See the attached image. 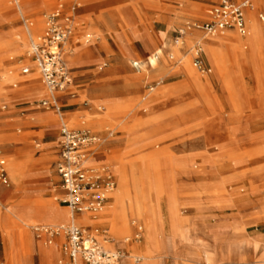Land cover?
<instances>
[{
    "label": "rangeland",
    "instance_id": "374dc122",
    "mask_svg": "<svg viewBox=\"0 0 264 264\" xmlns=\"http://www.w3.org/2000/svg\"><path fill=\"white\" fill-rule=\"evenodd\" d=\"M19 1L0 0V161L7 171L0 189L9 185L0 192V264H74L64 253L70 224L99 229L107 248L128 251L131 264H208L209 242L194 228L219 223L230 229L217 238L227 242L225 264L247 263L256 242L259 257L264 40L262 52L253 48L248 19L244 35L228 29L206 36L198 26L222 0H63L78 4L81 27L67 62L75 78L88 79L76 81L77 97L64 103L59 116L39 106L48 93L30 54L32 40L44 33L47 14L61 0ZM255 6L249 16L264 24V1ZM85 33L93 35L88 43ZM225 36L240 41L223 43ZM132 41L136 54L129 50ZM197 47L208 74L193 65ZM159 48L163 54L153 63ZM79 49L82 58L75 59ZM240 52L248 59H240ZM25 67L30 74H22ZM63 125L100 139L91 162L110 167L117 181L100 212L74 213L61 203ZM122 172L135 178L131 195L142 192L160 211L163 226L152 240L130 210L132 199H125L123 210L117 203ZM51 202L57 217L43 212ZM46 249L51 252L45 256Z\"/></svg>",
    "mask_w": 264,
    "mask_h": 264
},
{
    "label": "built area",
    "instance_id": "2783aa9c",
    "mask_svg": "<svg viewBox=\"0 0 264 264\" xmlns=\"http://www.w3.org/2000/svg\"><path fill=\"white\" fill-rule=\"evenodd\" d=\"M16 1L19 4L20 1ZM77 7V3L70 6L63 0L59 1L46 16L44 33L33 39L31 45L30 58L48 93L39 106L47 111H56L59 116H63L64 103L77 97L78 86L66 60L68 51L74 48L72 41H80ZM255 9V0H222L209 11L211 19L198 28L206 36L222 34L228 29H236L244 35L249 11ZM259 18L264 20V13H260ZM82 38L88 43L93 35L85 33ZM201 55L202 49L197 47L193 65L202 74H208L211 68ZM31 71L30 67H25L22 74L27 75ZM99 140L89 131L70 129L66 125L61 130L57 163L64 190L61 203L74 213L100 212L117 188L116 177L110 167H97L91 162ZM0 179L7 180L5 161H0ZM47 232L53 233L49 229ZM98 233L99 229L70 224L66 228L64 253L72 261L79 260L82 264H122L126 254L107 248L108 239L102 240Z\"/></svg>",
    "mask_w": 264,
    "mask_h": 264
},
{
    "label": "bare ground",
    "instance_id": "6f19581e",
    "mask_svg": "<svg viewBox=\"0 0 264 264\" xmlns=\"http://www.w3.org/2000/svg\"><path fill=\"white\" fill-rule=\"evenodd\" d=\"M255 5L261 6V0H255ZM18 7L21 8V5H19ZM20 10L22 11V9H20ZM249 15H252V13L248 14V16ZM247 19H248V23H249L251 44L253 45L254 49H257V50H259V52H262V43L264 40V24L259 23L256 19L252 18V16H249ZM134 34L138 38V34L136 31H134ZM233 38L235 40H233L231 38V36H225V37L221 38V41L223 43L224 42L229 43V41H231V40L235 41V42L240 41V39L235 37V36ZM201 39H202L201 41L203 42L205 39H207V37H204ZM206 44L208 46L209 42ZM82 51H83V49H79V51L76 52L75 59L76 58L77 59L82 58V56H80ZM159 54H163L162 48H159L156 51V53H154L152 55L151 59H152L153 63H154L155 59L159 58L158 57ZM239 58L243 59V60H247L248 56L244 52H240ZM66 60H67V57H66ZM31 63H34V62L31 60ZM68 66H69V64H68ZM189 70H191V69L189 68V66H187L188 75L189 74L191 75V72H189ZM120 181H121V188L119 189V192L117 194L118 205L122 209V207L125 206L124 205L125 199L127 197L128 198L130 197V199H132V202L130 204V210L134 216L138 217L140 220H143V222H145V224L147 226V230H148V236L152 240L155 232L159 228L161 229V227L163 226V219H162V216L160 214L159 209L157 208V206L151 205L148 202L146 195H144L142 192L136 191L134 193V195H131V193H132L131 191H133L132 188H134V186H135V178L133 176H130L127 173L122 172ZM3 186L4 187L0 189V192L3 190H6L9 187L8 183L6 185L3 184ZM241 199H242V197H240V196L235 198V200H237V201L241 200ZM55 200H57L56 197L54 198L53 201H55ZM56 208L57 207L55 206V203L51 202V205H48L47 208H44L43 212L47 213V215L51 214L52 216L57 217L56 216L57 215L56 214V212H57ZM84 214H87V213H84ZM88 216L89 215H86L85 219L89 220ZM73 220L76 223L78 219L75 216H73ZM198 227H200V228H198ZM198 227L194 228V229L197 232L199 231L200 236L209 242V247H206L204 250V253L206 255V260L209 262L208 264H211L212 262H216V261H218L219 264H225L224 263V254H225L224 250H225V245L227 242L223 241V239H221V241H218L219 239H217V238L220 236H223L225 234H228L230 232V229H228V227H226L223 223L222 224L221 223L216 224L211 228H203V227H201V225ZM62 228H63V226H62ZM119 241L120 242L122 241V236L119 237ZM50 243H52V241ZM260 248L261 247H260L259 242L254 243V245H253V250L255 252L254 257L252 259H250L247 263L241 262V264H263L264 263V260H263L264 259V252L258 257V252L260 251ZM49 252H51V249L42 250V254L45 256L48 255ZM130 258H131V256H126L127 264H131L130 261L128 262V260ZM74 264H82V263L79 260H77L74 262Z\"/></svg>",
    "mask_w": 264,
    "mask_h": 264
},
{
    "label": "crops",
    "instance_id": "0c3cea01",
    "mask_svg": "<svg viewBox=\"0 0 264 264\" xmlns=\"http://www.w3.org/2000/svg\"><path fill=\"white\" fill-rule=\"evenodd\" d=\"M160 27H161V28H164L163 25H161ZM163 32H164V31H163ZM165 32H167V31H165ZM133 45H137L135 41H132L131 45L129 46V50H130V52H131L132 54H136V51L134 50ZM87 79H88V78H83V77H82V78H79V79H78V77L75 78L76 81H84V80H87ZM47 143H49V142H47ZM133 245H134V242H133V241L128 243V246H129V247H131V246H133ZM123 252H124V253H126V252L128 253V251H126V250H124Z\"/></svg>",
    "mask_w": 264,
    "mask_h": 264
}]
</instances>
